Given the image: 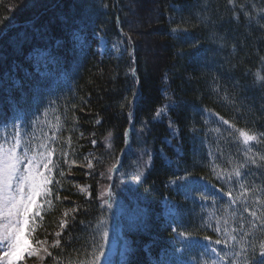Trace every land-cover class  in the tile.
I'll use <instances>...</instances> for the list:
<instances>
[{
    "label": "trees",
    "instance_id": "1",
    "mask_svg": "<svg viewBox=\"0 0 264 264\" xmlns=\"http://www.w3.org/2000/svg\"><path fill=\"white\" fill-rule=\"evenodd\" d=\"M152 35L155 37L150 39ZM100 39L102 52L96 44ZM40 51L47 57L38 62ZM133 67L135 75L131 74ZM258 75L264 78V0H0V76L4 82L0 119L33 121L48 109L53 122V160L59 164L53 177L60 183H54L53 204L44 205L43 220L38 218L40 226L31 239L48 243L59 239L60 245L52 244L51 255L40 264H76L90 257L96 224L109 216H103L97 202L98 189L105 182L101 173L105 175L122 147L135 84L141 92L136 114L145 119L161 99L159 87L169 83L177 103L173 118L187 141L182 143L177 170L155 153L140 181L135 180L132 167L115 176L116 181L120 177L128 181L125 188L117 185L120 193L135 187L132 197L147 203L144 225H126L130 258L147 264L141 248L147 242L156 258L167 257L178 245V231L220 237L206 226L211 220L205 222V211L198 202L182 199L163 183L183 172L217 180L211 161L214 154L223 156L222 151L227 160L239 158L229 166L245 162L248 183L259 190V202L249 204H261L260 216H264V136L260 135L264 134V80L258 81ZM205 110L216 111L258 136L250 156L244 158L237 138L225 129L222 140L212 145L216 140L204 121ZM154 135L153 131L147 137L150 142ZM204 140L211 142L207 151ZM64 152L68 153L67 163ZM89 161L92 168L87 166ZM217 183L231 188L230 183ZM83 185L90 192L88 198L81 191ZM165 196L170 199L167 218L160 204ZM125 197L129 209L130 195ZM239 202L237 214L244 206ZM73 208L78 211L72 212ZM225 209H215L219 220ZM227 209L230 214L235 212ZM240 218H232L233 223ZM64 219L68 225L57 237ZM166 219L170 221L165 223ZM259 224L253 227L252 223L249 234L239 239L238 245L245 244L249 250L241 255L245 259L253 256V246L258 253L264 241V228ZM191 247L183 255L199 261L201 244L192 242Z\"/></svg>",
    "mask_w": 264,
    "mask_h": 264
},
{
    "label": "snow or ice",
    "instance_id": "2",
    "mask_svg": "<svg viewBox=\"0 0 264 264\" xmlns=\"http://www.w3.org/2000/svg\"><path fill=\"white\" fill-rule=\"evenodd\" d=\"M231 2V0H230ZM173 31H184L180 29H173ZM74 39L79 41L80 37L78 34H74ZM130 40L131 37H128ZM113 49L117 52L120 51L117 45H113ZM257 80H264V78L257 76ZM138 96V93H133V101ZM167 99V96H166ZM176 106L175 100H168V103L158 107L154 113V120L159 121L162 118L167 116V113ZM48 109H45L43 112L44 116H47ZM208 115L211 116L213 113L208 112ZM132 113H129V118L131 119ZM222 124L228 125V128L231 129L229 136H232L234 133H238V142L248 146L250 142L258 141V136L250 131H247L242 128H236L235 125L230 124L228 120H224L223 117L219 118ZM40 121V118L37 117L35 120L27 123H17L16 120H11L4 122L0 120V264H21L25 261L26 256L32 257L36 255L32 244V235L36 232L37 228L40 226L37 217L42 221L43 215L42 211L44 210V205L52 206V193L53 186L59 184V180L54 181L53 172L54 169L59 167L57 161L53 160V156L56 153V148L52 146V143L55 140V136L52 138H45L43 142L34 145L33 140L36 139L34 135H31L28 132V126L31 124L35 128L36 124ZM59 121V118H57ZM99 123V121H97ZM172 121L169 119V128L172 129ZM59 125L57 124V127ZM147 122L145 123V127ZM143 131V129H141ZM219 131V129H217ZM227 131V129H226ZM128 133H125L127 138ZM176 133L173 130V136L175 137ZM264 136V134H260ZM111 133H109V137ZM168 144H171L172 141L168 140ZM93 146L96 145V141L92 140ZM20 150V151H18ZM246 150L245 155H247ZM211 157V153L209 154ZM63 156L65 157V163H67L68 153L64 152ZM250 159V158H249ZM264 159V157H261ZM73 163H75L73 161ZM120 163L119 159L111 168L108 169L109 173L113 171H119L117 165ZM252 164H256L255 160H251ZM89 168L93 167L91 161L87 165ZM217 165L212 164L213 175L216 176V179H225L224 175L217 173ZM246 167V164H240L238 167L232 169L230 173L226 174L228 181L235 176L236 180L239 182V188L242 190L240 195H237L235 198L232 196V192L223 193L224 196L229 198V204L235 205L237 201L241 200V196L245 193H248L250 189L245 187L244 182L242 181V172L240 169ZM59 175L62 177L64 175L63 170L59 172ZM103 176L104 174L101 173ZM143 173L137 171L134 174L136 181H140ZM110 179L111 176L109 175ZM186 179V178H185ZM215 187V186H213ZM186 188H190V191L185 192V198L187 199L189 195H192L198 191L195 186L186 185ZM85 191V189H81ZM219 193V190H216ZM105 195H111V187H109L105 192H102L99 199L102 200L101 207L107 206L111 208V203L109 200L105 199ZM199 198L201 201H208L211 199L213 202L217 199L216 193H210L208 191H200ZM56 199L59 200L60 197L57 193ZM66 199V198H65ZM244 203L247 201L244 200ZM257 202L259 198L257 197ZM72 212L78 211L77 208H73ZM247 212L248 209L245 208ZM225 212H228V209H225ZM250 216L253 217V220H259V227L264 228V216H258L255 211H251ZM68 212L64 213V216L67 217ZM230 215L234 216L235 213ZM67 219L60 221L61 231L55 233L57 237L62 235L63 230L67 227ZM222 228L221 222L219 219L216 220V225L213 227L211 223H208L206 226L212 228L216 233H220L222 230L227 237L225 240L216 239L212 240L209 236H204V240L208 241V244L204 246L203 255L213 257L211 264H219V262L224 261L227 256L232 255V253L226 252L223 255L217 250L215 245H220L224 243L226 246L228 240H236V236L232 235L229 232L228 228V219L223 220ZM253 227L257 225L253 223ZM176 231V229H173ZM232 231H236L235 228ZM96 233L99 236L97 241L95 238L93 240L92 248L93 252L90 254V259L87 261L81 260L79 264H101V257L104 256V243L107 241L108 232L106 230L105 220L101 218L96 224ZM177 235L190 239L191 233H186L184 231H178ZM247 235V233H246ZM37 244H42L44 242L37 240ZM55 245H60V240L57 239ZM259 252H255V246H253V256L249 259L246 256L244 264H264V241L259 245ZM45 251H47L45 249ZM51 255V253H49ZM236 255H239L237 253ZM207 264V262H205ZM232 264H235L233 261Z\"/></svg>",
    "mask_w": 264,
    "mask_h": 264
},
{
    "label": "rangeland",
    "instance_id": "3",
    "mask_svg": "<svg viewBox=\"0 0 264 264\" xmlns=\"http://www.w3.org/2000/svg\"><path fill=\"white\" fill-rule=\"evenodd\" d=\"M155 36H156V34H155ZM155 36L152 35L150 37V39L151 38L153 39V37H155ZM143 51L146 52V49L144 48ZM42 242H44V243L36 245L35 252L42 259H45L47 256H49V248L51 245L47 241L42 240ZM45 249L47 251H45ZM101 258H102L101 264H114L115 263V262H113V250H111V248H107L106 251L104 252V256Z\"/></svg>",
    "mask_w": 264,
    "mask_h": 264
}]
</instances>
